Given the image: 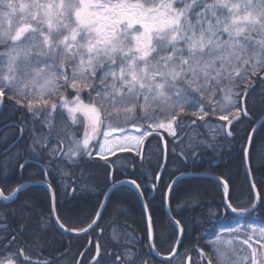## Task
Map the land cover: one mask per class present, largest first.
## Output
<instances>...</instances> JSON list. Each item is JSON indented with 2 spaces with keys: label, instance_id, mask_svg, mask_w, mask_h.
I'll return each instance as SVG.
<instances>
[{
  "label": "snow or ice",
  "instance_id": "1",
  "mask_svg": "<svg viewBox=\"0 0 264 264\" xmlns=\"http://www.w3.org/2000/svg\"><path fill=\"white\" fill-rule=\"evenodd\" d=\"M258 87L264 104V0H0V112L5 105L11 108L5 120L20 113L4 124L18 134H12L10 144L5 137L8 146L3 154L28 132L29 142L22 153L14 154L15 164L22 175L33 159H39V183L49 192L58 170L67 174V168H83L93 157L104 162L101 166L111 177V188L103 193L105 199L86 228L71 226L78 210L57 215L55 204L49 216L41 215L33 226L36 214L27 199L10 213L15 227L8 223L9 214H0V264H53L58 256L43 261L31 256L45 243L48 229H58L61 236L86 235L100 227L112 193L120 187L135 188L141 197L146 187L155 190L163 172L149 175L145 185L138 183L139 177L116 181L112 171L120 154L129 153L124 158L131 165L126 169L131 176L136 158L143 162L151 139L163 140L165 148L171 144V154L187 163L199 159L192 146L199 127L213 128L210 121L218 124L212 134L216 140V132L235 139L243 126L241 163L251 176L255 135L264 127V118L257 119L255 126L250 123L256 119L252 109ZM188 130L192 132L188 144L177 151ZM256 155L264 163V152L258 150ZM3 167L7 169V162ZM180 178L173 177L166 186V198ZM221 183L224 212L212 213L217 218L207 220L208 252L200 250L201 257L207 264H214L213 256L215 264H264V227H254L251 221L242 224L240 219L251 217L264 204V194L257 193L258 203L250 207H236L229 202L228 183ZM4 187L0 202H14L27 185L19 184L7 195ZM197 195L196 190L186 192L181 206L194 209ZM120 210L117 204L114 211ZM144 217L151 254L157 247L154 229L159 221L153 219L147 203L142 205ZM168 223L180 235L161 264H171L179 254L187 229L174 216ZM50 243L59 242L53 237ZM107 255L97 240L90 264H110ZM116 259L120 264H146L130 248Z\"/></svg>",
  "mask_w": 264,
  "mask_h": 264
},
{
  "label": "trees",
  "instance_id": "2",
  "mask_svg": "<svg viewBox=\"0 0 264 264\" xmlns=\"http://www.w3.org/2000/svg\"><path fill=\"white\" fill-rule=\"evenodd\" d=\"M260 89L257 88L253 96L256 97L255 107L252 109L256 119L250 123L251 126L256 125V120L264 117V104L260 103ZM11 112V108L4 106L3 112L0 114V187L7 185L3 190L5 194L12 192L19 184L30 186L39 183L42 179L39 174L41 161L33 159L31 163L23 170L21 175L19 166L15 164L14 154L17 151L21 153L28 141L29 133H25V138L16 147H13L7 154H3V148L11 143L12 134H18V130L14 128H5V123H11L13 119H18L19 112L14 113L11 119L5 120V117ZM213 128H219L214 121H210ZM247 123V122H246ZM57 126H61L59 118L56 121ZM251 126L248 131H251ZM213 128L201 126L195 130L196 136L192 140V146L196 148L199 159H189L185 163L183 157L173 156L171 154V144L167 145V167L163 172V180L157 185L155 190L146 187L143 190V199L149 205V211L155 221L159 224L154 229V242L156 244L155 252L159 257L168 258L175 241L179 236V231L173 230L168 223V216L165 211V193L166 186L172 182V178L183 175H206L216 177L225 181L229 185V202L236 207H250L256 202L255 194L249 184L248 177L245 173V166L241 163L243 153L241 151L242 143L241 135H243V126L236 133L235 139H224L221 132H216V140L212 139ZM166 136V134H164ZM184 145L177 144V151L188 144L192 136L191 130L182 134ZM5 137H8V144L4 143ZM171 140L172 137H167ZM207 141L201 144L200 141ZM214 144V147H209ZM264 152V127H261L255 135L254 146L252 149L251 166L252 180L256 184L258 193L264 194V163L257 158V151ZM121 159L115 161L116 181H124L133 177H139L138 183L147 185L149 175L155 176L160 171V165L163 164V148L161 141L151 139L147 149L144 151L143 162L137 157L136 171L130 175L126 169L131 165H127L125 158L131 154H120ZM11 158V159H10ZM24 159H28L27 156ZM110 159H115L110 157ZM7 162V169L3 165ZM24 161L21 160V163ZM103 161L93 157L92 161L85 164L83 168L66 169L67 174L63 171H57L52 179L55 181L53 191L55 194V205H58L57 215L63 216L68 209L78 210L76 219L71 221L73 228H86L95 217L96 211L100 208V202L103 201V193L111 188L108 176V169L102 167ZM5 171L7 175H5ZM121 173H124L123 175ZM115 181H113L114 183ZM67 185V187H65ZM75 189V196H72ZM196 190L198 204L193 209L190 206H181L180 202L184 199V194L188 191ZM224 188L220 183L210 179H200L186 177L181 179L176 185L169 198V214L177 219H181L187 229L183 234V243L178 250L179 254L172 260L171 264H186L190 259V264H206L202 260L200 250L208 252V244L205 236V229L208 228L207 220H215L217 217L212 213L223 215L224 212ZM30 200L33 202L30 211L36 215L33 218V226L37 225L40 216L47 217L51 212V195L50 192L43 187H26L19 193L14 202H0V214H9L8 223L15 227L10 213L22 200ZM118 204L120 211H114V207ZM203 218V219H200ZM242 224H248L257 228L264 227V204H260L258 209L251 217L240 218ZM146 217L142 218V206L139 201L136 190L129 186L120 187L116 190L111 200L108 202L107 209L103 213V217L99 222L100 227L92 231L82 238H70L61 236L60 232L55 228L47 231L45 243L38 246L39 251L31 252L34 260L43 261L58 256L53 260V264H77L82 260V264H90L91 257L95 251V243L104 246L109 253L105 257L110 264H120L117 256L124 255V249L130 248L136 250L140 258L146 264H161L152 253L148 251V238L146 234ZM3 221H0L2 223ZM66 223H68L66 221ZM102 229V231H101ZM74 233V232H73ZM55 238L57 245L50 243ZM116 237V240L113 239ZM164 237H167L166 239ZM212 239H215L213 236ZM89 241L92 246L89 248ZM84 253V256H81ZM215 264V257L213 256Z\"/></svg>",
  "mask_w": 264,
  "mask_h": 264
},
{
  "label": "water",
  "instance_id": "3",
  "mask_svg": "<svg viewBox=\"0 0 264 264\" xmlns=\"http://www.w3.org/2000/svg\"><path fill=\"white\" fill-rule=\"evenodd\" d=\"M0 114H1V112H0ZM264 118V117H263ZM161 144H162V148H163V153H164V155H163V164L164 163H166L167 164V148H165V145H164V141L163 140H161ZM164 170H165V168H161L160 169V171L159 172H164ZM181 178H180V180L181 179H183V178H186V177H192V178H200V179H210V180H213V181H215V182H217V183H220L222 186H223V184L221 183V181L222 180H220V179H218V178H216V177H212V176H206V175H182V176H180ZM247 177H248V181H249V184H250V186H251V188H252V183H253V180H252V176H249V175H247ZM179 180V181H180ZM177 184V183H176ZM28 187V186H27ZM30 187H43V188H46V186H41L40 185V183H35V184H32V185H30ZM47 189V188H46ZM135 189V188H134ZM254 192V194H255V197H256V203H258V201H257V190L255 189V191H253ZM114 193V192H113ZM112 193V194H113ZM50 195H51V208H52V206H53V204H55V200L53 201V199H52V196H53V192H50ZM226 195V194H225ZM227 196H229V189H228V193H227ZM138 197H139V201H140V204H141V206L143 205V204H145V201H144V199H143V197H141V196H139L138 195ZM169 198L170 197H168V198H166L165 197V211H166V213H167V216H168V218H169V216H170V214H169ZM104 199H105V197H104ZM103 199V200H104ZM4 203H10V202H4ZM258 209V208H257ZM253 214V213H252ZM245 217H247V216H245ZM244 218V217H243ZM101 220V219H100ZM100 220H99V222H100ZM58 230V229H57ZM59 231V230H58ZM60 232V231H59ZM92 231H90L89 233H91ZM88 233V234H89ZM88 234H86V235H88ZM85 234H83V233H80L79 235H77L76 233H67V234H64V236H66V237H70V238H82V237H85L86 236ZM179 235H180V233H179ZM149 242V241H148ZM180 248V247H179ZM179 250V249H178ZM152 255L157 259V260H159V261H162V260H164V259H166V258H162V257H159L157 254H156V252H155V250L152 252ZM203 260H205V262H206V264H207V260L206 259H204V258H202ZM186 264H190V259H188L187 260V262H186Z\"/></svg>",
  "mask_w": 264,
  "mask_h": 264
},
{
  "label": "bare ground",
  "instance_id": "4",
  "mask_svg": "<svg viewBox=\"0 0 264 264\" xmlns=\"http://www.w3.org/2000/svg\"><path fill=\"white\" fill-rule=\"evenodd\" d=\"M28 187H30V186H28Z\"/></svg>",
  "mask_w": 264,
  "mask_h": 264
}]
</instances>
